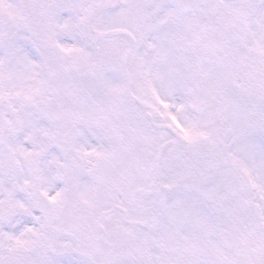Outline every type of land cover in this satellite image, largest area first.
I'll use <instances>...</instances> for the list:
<instances>
[{
    "label": "snow or ice",
    "instance_id": "1",
    "mask_svg": "<svg viewBox=\"0 0 264 264\" xmlns=\"http://www.w3.org/2000/svg\"><path fill=\"white\" fill-rule=\"evenodd\" d=\"M0 264H264V0H0Z\"/></svg>",
    "mask_w": 264,
    "mask_h": 264
}]
</instances>
